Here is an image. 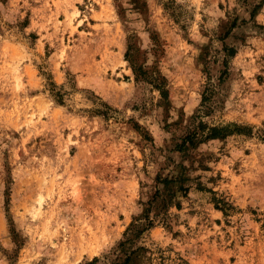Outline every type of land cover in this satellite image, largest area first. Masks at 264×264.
Masks as SVG:
<instances>
[{"label":"rangeland","instance_id":"obj_1","mask_svg":"<svg viewBox=\"0 0 264 264\" xmlns=\"http://www.w3.org/2000/svg\"><path fill=\"white\" fill-rule=\"evenodd\" d=\"M208 78L252 133L180 153ZM157 175L128 264H264V0H0V264H121Z\"/></svg>","mask_w":264,"mask_h":264},{"label":"trees","instance_id":"obj_2","mask_svg":"<svg viewBox=\"0 0 264 264\" xmlns=\"http://www.w3.org/2000/svg\"><path fill=\"white\" fill-rule=\"evenodd\" d=\"M133 46L129 45L126 52L125 57L131 63L132 70L134 74L137 76H145L146 71L142 70L141 66L132 60ZM225 57L223 58V65L226 68L227 56H232L234 54V48L232 47H224ZM226 69L221 71L220 76L218 77V81L221 82L226 75ZM144 79L151 81L154 87L157 88L162 96L167 95V90L163 88V82L154 74L147 75ZM51 86H53L52 82H49ZM53 93V88H49ZM216 86L211 82L210 78H208L207 82L204 85V88L201 93V101L195 113L192 116V126L184 133L181 141L176 144V150L180 153L186 154L190 148H194L199 143L204 142L208 139L215 138H226L230 135H251V128L246 125H240L237 123H226V124H208L203 118L212 111L214 97L216 95ZM54 95L59 98L60 94L55 92ZM100 114L106 116L107 111H101ZM157 184L161 185L160 188H157L154 192V195L147 202L142 203V210L139 214L132 220L129 226L126 228L124 232V240L121 241L118 245V250L122 251L124 254L123 259L121 260V264H128L130 259V254H132L135 249L129 248L130 244H132L136 237H138L145 230L150 229L154 226V218L160 215V211L158 213L151 216L152 209L155 207H160V209L166 210L168 203L173 197V193L171 192L170 184L174 182L172 179L163 178L159 175L156 176ZM168 196V197H167ZM167 197V200H166ZM127 247V249H126ZM116 249V250H117ZM97 261V258L94 257L87 264H93Z\"/></svg>","mask_w":264,"mask_h":264}]
</instances>
